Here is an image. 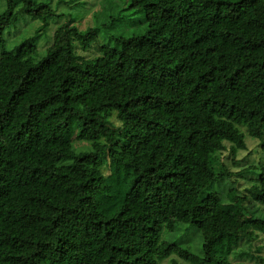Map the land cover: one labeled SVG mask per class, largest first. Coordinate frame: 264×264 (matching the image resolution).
<instances>
[{
  "label": "clouds",
  "instance_id": "obj_1",
  "mask_svg": "<svg viewBox=\"0 0 264 264\" xmlns=\"http://www.w3.org/2000/svg\"><path fill=\"white\" fill-rule=\"evenodd\" d=\"M0 264H264V0H0Z\"/></svg>",
  "mask_w": 264,
  "mask_h": 264
},
{
  "label": "trees",
  "instance_id": "obj_2",
  "mask_svg": "<svg viewBox=\"0 0 264 264\" xmlns=\"http://www.w3.org/2000/svg\"><path fill=\"white\" fill-rule=\"evenodd\" d=\"M131 7V6H130Z\"/></svg>",
  "mask_w": 264,
  "mask_h": 264
}]
</instances>
